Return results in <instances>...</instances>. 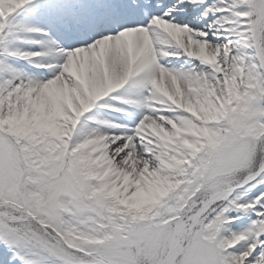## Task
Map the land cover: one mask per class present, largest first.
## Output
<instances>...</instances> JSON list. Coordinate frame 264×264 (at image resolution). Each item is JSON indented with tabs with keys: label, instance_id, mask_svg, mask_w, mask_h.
Masks as SVG:
<instances>
[{
	"label": "snow or ice",
	"instance_id": "snow-or-ice-1",
	"mask_svg": "<svg viewBox=\"0 0 264 264\" xmlns=\"http://www.w3.org/2000/svg\"><path fill=\"white\" fill-rule=\"evenodd\" d=\"M0 264H264V0H0Z\"/></svg>",
	"mask_w": 264,
	"mask_h": 264
}]
</instances>
